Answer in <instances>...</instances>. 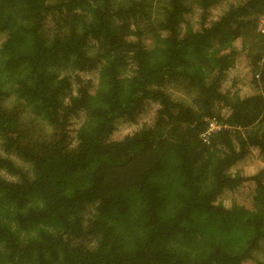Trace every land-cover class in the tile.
Listing matches in <instances>:
<instances>
[{
    "label": "trees",
    "instance_id": "16d2710c",
    "mask_svg": "<svg viewBox=\"0 0 264 264\" xmlns=\"http://www.w3.org/2000/svg\"><path fill=\"white\" fill-rule=\"evenodd\" d=\"M263 14L0 0V264H264Z\"/></svg>",
    "mask_w": 264,
    "mask_h": 264
},
{
    "label": "rangeland",
    "instance_id": "374dc122",
    "mask_svg": "<svg viewBox=\"0 0 264 264\" xmlns=\"http://www.w3.org/2000/svg\"><path fill=\"white\" fill-rule=\"evenodd\" d=\"M149 4L152 6V10L148 11L147 17H150L151 21H153L154 23L155 18L158 17L160 12H157L156 1H152V2L150 1ZM162 85L167 93L180 100H190V98L193 97L196 93V88L194 86L188 85L184 82L180 83V82L168 81V82H164ZM247 87L248 86L241 84L240 91L241 92L246 91ZM45 128L48 129V127ZM14 160L17 163H20L19 160H17L16 158ZM262 180H264V175L262 176ZM259 245L261 247H259V249L254 252V256L255 258L264 262V240L260 241Z\"/></svg>",
    "mask_w": 264,
    "mask_h": 264
},
{
    "label": "built area",
    "instance_id": "2783aa9c",
    "mask_svg": "<svg viewBox=\"0 0 264 264\" xmlns=\"http://www.w3.org/2000/svg\"><path fill=\"white\" fill-rule=\"evenodd\" d=\"M256 30H258L261 34H264V14L258 18ZM219 127H220L219 124L216 122L214 118L208 119L207 127L200 134L201 139L203 141L208 140L209 135Z\"/></svg>",
    "mask_w": 264,
    "mask_h": 264
}]
</instances>
